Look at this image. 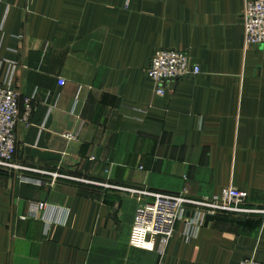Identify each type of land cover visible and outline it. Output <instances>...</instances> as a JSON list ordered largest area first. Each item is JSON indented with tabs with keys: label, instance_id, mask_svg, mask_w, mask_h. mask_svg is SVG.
Returning a JSON list of instances; mask_svg holds the SVG:
<instances>
[{
	"label": "crops",
	"instance_id": "1",
	"mask_svg": "<svg viewBox=\"0 0 264 264\" xmlns=\"http://www.w3.org/2000/svg\"><path fill=\"white\" fill-rule=\"evenodd\" d=\"M249 1L3 0L0 59L22 66L19 164L194 198L235 187L264 207V46L246 45ZM161 50L201 73L159 96L148 69ZM38 177L0 174V264L264 263L259 217L210 218L190 243L180 222L160 253L130 244L144 197Z\"/></svg>",
	"mask_w": 264,
	"mask_h": 264
},
{
	"label": "built area",
	"instance_id": "2",
	"mask_svg": "<svg viewBox=\"0 0 264 264\" xmlns=\"http://www.w3.org/2000/svg\"><path fill=\"white\" fill-rule=\"evenodd\" d=\"M131 0H127L130 2ZM160 1V0H153ZM3 0H0V6ZM242 23L245 30L247 46H264V0L249 1L246 4ZM22 68L18 62L0 59V174L9 172L24 177L27 183L42 185L44 181L39 175H48L51 185L59 181L81 183L97 186L106 191H119L132 196L144 197L136 211L133 222L130 244L135 248L154 250L158 243L160 253H165L180 222L185 225V239L188 243L195 240L199 232L206 227L208 220L215 217H259L264 221V207L252 205L247 191L231 187L220 194L194 198L186 194L135 190L117 186L108 182H94L60 173H45L25 168L17 161V127L21 121V94L14 89L18 70ZM201 73L187 52L176 50L159 51L148 69L149 77L157 86V94L164 96L167 92L165 84L197 76ZM60 86L65 82L60 81ZM25 122L34 111L33 98L24 102ZM95 160V158H93ZM32 176H27V175ZM38 204L34 215L45 208ZM241 264H264L254 259H246Z\"/></svg>",
	"mask_w": 264,
	"mask_h": 264
}]
</instances>
